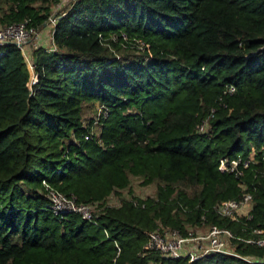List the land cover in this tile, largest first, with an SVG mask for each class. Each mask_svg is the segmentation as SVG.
<instances>
[{
  "label": "trees",
  "instance_id": "1",
  "mask_svg": "<svg viewBox=\"0 0 264 264\" xmlns=\"http://www.w3.org/2000/svg\"><path fill=\"white\" fill-rule=\"evenodd\" d=\"M56 1L5 0L0 27L25 18L39 27ZM120 33L142 50L99 38ZM53 41L56 51L32 52L31 96L21 51L0 47V264H189L145 252L146 234L264 231V0H77ZM100 106L106 116L94 128ZM252 151L260 162L243 177L217 171L221 158ZM133 180L153 195L137 196ZM43 182L97 204V225L55 217ZM242 185L251 220L216 215L212 207L240 199ZM111 196L119 206L107 205ZM231 244L240 258L190 264H264L245 260L264 259L263 249Z\"/></svg>",
  "mask_w": 264,
  "mask_h": 264
},
{
  "label": "built area",
  "instance_id": "2",
  "mask_svg": "<svg viewBox=\"0 0 264 264\" xmlns=\"http://www.w3.org/2000/svg\"><path fill=\"white\" fill-rule=\"evenodd\" d=\"M76 1L57 0L56 2H51L49 14L39 27L34 25L30 18H25L19 23L6 24L0 27V47L13 45L21 51L24 57L30 73L29 83L27 85L30 92L29 96L32 95L33 86L37 83V74L34 72L35 67L32 52L36 49H43L45 52H54L57 50L53 41L55 27L57 22L70 11ZM99 38L104 44L110 40L111 42H121L124 47L132 48L133 50H142L143 48V42L140 39L131 38L124 33L118 35L110 34L108 38L99 36ZM233 92V87L227 88V93L232 94ZM213 114L214 109L211 110L209 117L196 126L197 133L203 134L206 132L209 120L213 117ZM100 116H106L104 106H100L97 113L93 116L94 128L97 126ZM88 117H91V115H88ZM260 161L264 162V149L261 150ZM259 162L256 160L255 151H252L246 159L221 158L218 161L217 171L221 174H232L235 178H241L243 177L244 170L248 169L251 164ZM43 186L47 199L45 207L55 217L62 219L66 215L76 214L81 219L97 225L96 214L99 210L97 204L88 205L78 203L74 197L64 195L56 189L49 187L45 182H43ZM241 187L243 193L240 199L217 203L212 207V211L221 218H229L235 222H239L242 218H245L247 221L251 220L253 207L252 194L246 191L245 185ZM126 195L125 192L121 193V196L124 198ZM121 202V198L111 196L108 199L107 205L119 206ZM133 204L136 205V202H133ZM201 224H206L204 215L201 217ZM248 234L250 235L249 237L240 238L226 228L200 226L196 229H190L187 237H183L177 230L157 227L155 230L146 234L144 251L157 253L170 259H187L190 264L210 255L240 258L232 248L231 243L234 240L264 250V231L252 229ZM245 260L250 263H264V259H257L255 257L245 258Z\"/></svg>",
  "mask_w": 264,
  "mask_h": 264
},
{
  "label": "rangeland",
  "instance_id": "3",
  "mask_svg": "<svg viewBox=\"0 0 264 264\" xmlns=\"http://www.w3.org/2000/svg\"><path fill=\"white\" fill-rule=\"evenodd\" d=\"M4 1L5 0H0V7H4ZM86 113L83 114V116H88L89 113L85 110ZM97 132V130H95ZM139 183L136 180H133V186L135 187L136 195L140 197H145V196H151L153 195V189L150 187H138Z\"/></svg>",
  "mask_w": 264,
  "mask_h": 264
}]
</instances>
